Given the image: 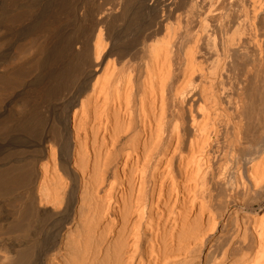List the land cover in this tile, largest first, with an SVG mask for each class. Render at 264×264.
<instances>
[{
	"label": "bare ground",
	"instance_id": "bare-ground-1",
	"mask_svg": "<svg viewBox=\"0 0 264 264\" xmlns=\"http://www.w3.org/2000/svg\"><path fill=\"white\" fill-rule=\"evenodd\" d=\"M148 2L162 14L135 27L134 53L100 27L126 7L107 8L23 96L25 133L40 132L37 101L75 80L39 156L0 174L1 195L29 184L25 240L0 264H264V0ZM32 219L57 220L52 239L30 243Z\"/></svg>",
	"mask_w": 264,
	"mask_h": 264
},
{
	"label": "rangeland",
	"instance_id": "rangeland-1",
	"mask_svg": "<svg viewBox=\"0 0 264 264\" xmlns=\"http://www.w3.org/2000/svg\"><path fill=\"white\" fill-rule=\"evenodd\" d=\"M148 1L0 0V174L17 175L20 173L18 168L21 164L26 165V162L39 156V146L37 145L39 138L48 134L52 123L59 118L62 109L74 99L76 85H72V83L75 84V80H71L73 82H70V85L68 83V86L62 91L64 93H61L60 97L52 103L45 102L44 104V102L37 101L39 106H37V110L41 111L42 115L41 131L25 133L24 120L27 105L25 106L23 98L31 89L30 93H35L34 87L38 90L47 83L45 74L49 70L62 68L73 51L72 45H70V43L73 44L71 39L79 37L83 40L84 36L87 38L86 35H89L91 30H95L97 33L99 25L96 28L93 26V22L97 18H102L104 12L110 8L115 7L116 10V7L120 6L119 10H123L126 7L127 15L123 17V20L119 21L118 18L119 20L116 19V22L113 20L105 22V24L102 23L104 26L101 24L100 27L104 32H108L110 41L113 40L111 44L115 45L116 49L122 48L126 44L127 52L130 51L129 54H132L136 51V47L131 45V41L134 39L132 36L139 31L135 27L151 21L155 18L153 15L160 16L162 14L160 13L162 11H158L156 14L150 10ZM144 4L147 6L145 7ZM141 12L142 14H140ZM119 13L117 10L116 14L119 15ZM48 21L50 22L48 28L51 30L42 31L40 26ZM143 33H147V30L146 32L144 30ZM68 42L70 43L68 44ZM60 44L64 46L62 55L57 57L53 65L47 64L49 55ZM67 44L70 47H66ZM129 54L125 57H130ZM46 56L48 58L45 60ZM12 77H16L18 80L6 87L7 81ZM3 86L4 88H2ZM43 105L46 107L44 108ZM44 120L45 122H43ZM27 185L20 183L7 193L5 191L2 195L0 194V245L2 248L10 242L16 244L17 247L21 241L25 240V237L21 236L22 229L12 226L13 219L17 217L20 204L29 189V184ZM57 223L58 221L55 219H47L43 223L35 219L30 220L29 238L26 239H30V243L32 240H38L40 243L48 242L57 229ZM16 264L19 263L16 262Z\"/></svg>",
	"mask_w": 264,
	"mask_h": 264
}]
</instances>
